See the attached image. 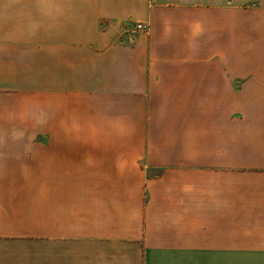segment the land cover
<instances>
[{"label":"crops","instance_id":"crops-1","mask_svg":"<svg viewBox=\"0 0 264 264\" xmlns=\"http://www.w3.org/2000/svg\"><path fill=\"white\" fill-rule=\"evenodd\" d=\"M0 264H264V0H0Z\"/></svg>","mask_w":264,"mask_h":264},{"label":"built area","instance_id":"built-area-1","mask_svg":"<svg viewBox=\"0 0 264 264\" xmlns=\"http://www.w3.org/2000/svg\"><path fill=\"white\" fill-rule=\"evenodd\" d=\"M148 29H149V25L147 23H143V22H136V23H134L133 28H132V30L134 32H137V31H147Z\"/></svg>","mask_w":264,"mask_h":264},{"label":"rangeland","instance_id":"rangeland-1","mask_svg":"<svg viewBox=\"0 0 264 264\" xmlns=\"http://www.w3.org/2000/svg\"><path fill=\"white\" fill-rule=\"evenodd\" d=\"M37 141H43L44 139H43V135L41 134V135H37V139H36ZM154 172H156V170H153L152 171V173H154Z\"/></svg>","mask_w":264,"mask_h":264}]
</instances>
